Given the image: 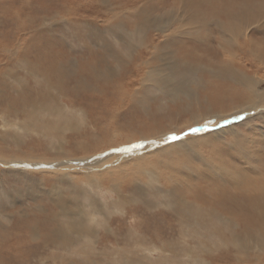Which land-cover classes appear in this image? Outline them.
<instances>
[{
    "label": "rangeland",
    "instance_id": "374dc122",
    "mask_svg": "<svg viewBox=\"0 0 264 264\" xmlns=\"http://www.w3.org/2000/svg\"><path fill=\"white\" fill-rule=\"evenodd\" d=\"M212 1L219 0H195L196 9H187V20L177 24L179 0H153L146 11L143 1L132 0H0V264H238L230 242L242 230L228 227L220 216L206 217L205 205L196 204L204 209L193 212L198 215L194 221L186 207L160 203L167 201L171 189V201L180 193L194 202V195L206 193L210 185L202 180L203 171L210 172L212 165L221 164L219 157L229 158L240 146L231 134H250L241 125L243 119L212 117L231 105L207 108L204 96L212 83L225 80L211 73L223 65L224 57L230 61L251 57L249 51L264 54V16L234 19L212 12L207 6ZM245 29L250 31L249 43L242 39ZM233 51L234 58L228 56ZM245 60L233 62L236 80L251 74ZM178 84L185 88L171 95L169 90ZM258 88L264 96V82ZM249 123L263 124L264 118ZM229 127L235 130L204 140ZM153 135L157 140L144 139ZM172 135L179 138L170 139ZM141 141L153 144L135 154H144V159L115 157L93 175V184L77 170L64 174L49 167L12 168L16 161L82 158ZM117 165L122 167L117 170ZM259 177L264 172L253 179ZM221 188L231 189L228 183ZM57 195L66 201L75 225L80 221L76 213L84 207L87 238L62 244L51 237L66 223L65 213L53 203ZM90 200L96 202V212L88 208ZM230 204L226 199L228 209ZM245 244L246 254L239 257L264 260V250L255 252Z\"/></svg>",
    "mask_w": 264,
    "mask_h": 264
},
{
    "label": "bare ground",
    "instance_id": "6f19581e",
    "mask_svg": "<svg viewBox=\"0 0 264 264\" xmlns=\"http://www.w3.org/2000/svg\"><path fill=\"white\" fill-rule=\"evenodd\" d=\"M93 1V0H92ZM132 1H143L144 2V9L143 10H148L150 8V4L153 0H132ZM200 1V0H199ZM161 2V1H160ZM141 3V2H140ZM147 3V4H146ZM178 5L175 7V12L177 13L176 22L179 23H184V20H187L186 16L184 17L186 10H192V8L196 9V6L198 5L195 0H179ZM7 4V3H6ZM117 5V4H116ZM137 6V5H135ZM139 6V5H138ZM208 8L212 12H219L220 14H223L225 16H232L234 19L240 18L243 15L244 20H251V21H256L257 16H264V0H224V2L219 1H212L211 3H207ZM139 8V7H137ZM159 8V7H158ZM6 9V8H5ZM234 11L232 13V11ZM136 10V9H135ZM165 10V9H164ZM163 10V11H164ZM209 10V11H210ZM2 11V10H1ZM208 11V12H209ZM15 12V11H14ZM121 12V11H120ZM124 12V11H123ZM242 14H241V13ZM11 13V12H10ZM142 13V10L139 12ZM157 13V12H156ZM232 13V14H231ZM212 14V13H211ZM210 14V15H211ZM106 16V15H105ZM213 17V16H212ZM30 18V17H29ZM61 18V16H60ZM163 18V17H162ZM166 18V17H165ZM192 17H190L191 20ZM242 18V17H241ZM19 19V18H18ZM147 19V18H146ZM149 19V18H148ZM147 19V20H148ZM167 19V18H166ZM170 19V18H169ZM228 19V18H227ZM210 20V19H209ZM264 20V19H263ZM16 21V20H14ZM26 21V20H25ZM40 21V20H39ZM162 21V20H161ZM160 21V22H161ZM227 21V20H226ZM22 22V21H21ZM44 22V21H43ZM102 22V21H101ZM148 22V21H147ZM165 22V21H164ZM170 22V21H168ZM212 22V21H211ZM210 22V23H211ZM260 22H262L260 20ZM200 23V22H199ZM204 23V22H203ZM231 23V22H230ZM254 23V22H253ZM256 23V22H255ZM263 23V22H262ZM23 24V22H22ZM103 24V23H102ZM156 24V23H155ZM192 24V23H191ZM212 24V23H211ZM221 24V23H220ZM243 24V23H242ZM259 24V23H257ZM43 25V24H42ZM41 25V26H42ZM188 25V24H187ZM202 25V24H201ZM200 25V26H201ZM245 25V24H244ZM19 26V25H18ZM179 26V25H178ZM238 28H240V23H237ZM14 27V26H13ZM24 27V26H23ZM26 27V26H25ZM159 27V26H158ZM173 27V26H172ZM206 27V26H205ZM211 27V26H210ZM230 27V26H229ZM228 27V29H229ZM29 28V27H28ZM169 28V27H168ZM181 28V27H180ZM179 28V29H180ZM214 28V27H213ZM227 28V26H226ZM248 28V27H247ZM246 28V29H247ZM25 29V28H24ZM161 29V28H159ZM165 29V28H164ZM184 29V28H183ZM210 29V28H209ZM245 29V30H246ZM264 29V28H263ZM176 30V29H175ZM17 31V30H16ZM173 31V30H172ZM201 31V30H198ZM203 31V30H202ZM229 31V30H227ZM226 31V32H227ZM233 31V30H232ZM18 32V31H17ZM208 32V31H207ZM249 32L247 30L245 32H242L243 38L247 43H249L252 39L249 36ZM160 33V32H159ZM201 33V32H199ZM203 33V32H202ZM209 33V32H208ZM132 34V33H131ZM221 34V33H220ZM234 34V32H233ZM211 35V34H210ZM185 36V35H184ZM235 36V35H234ZM188 37V36H187ZM190 37V36H189ZM204 37V36H203ZM179 38V37H178ZM191 38V37H190ZM201 38V37H198ZM163 39V38H162ZM192 39V38H191ZM221 40V39H220ZM11 41V40H10ZM23 42V41H22ZM1 43V42H0ZM20 43V42H19ZM16 44V43H15ZM177 44V43H176ZM23 45V43H22ZM248 45V44H247ZM3 46V45H2ZM6 46V45H5ZM14 46V45H13ZM202 46V45H201ZM203 47V46H202ZM226 47V46H225ZM230 47V46H229ZM249 47V45H248ZM1 48V47H0ZM237 48H241L238 46ZM6 49V48H5ZM223 49V48H222ZM9 50V49H6ZM233 50V49H232ZM252 52L251 57H248L247 55L244 56V59L237 58V59H232L228 60L226 57H224L226 60L225 62H221L223 65L221 67H218L215 71H212L211 73H217L219 77H222L223 83L221 82H215L212 83L210 90L208 89L206 96L204 98L209 102V105L207 108H223L225 106L231 105L228 109L229 110H221L218 111L217 114L212 115V117H218L220 115H228L229 118L233 119H243L244 122H241V125L246 126L250 130V134L247 136H242L241 138H238L236 133L231 134L232 139L234 141L239 142V147L236 148V151L234 153L228 154L229 158H222L219 157V161H221V164H215L212 165L213 167L210 169V172L203 173L201 174V177L203 178L202 180L208 181L207 183L209 187H207L209 190L204 193V194H196L192 195L194 199V202H190L184 199V197L176 196L173 201H171L172 195L175 196V192L171 189L169 190V194L167 197V201L164 202H159L160 203H165L167 205H171L172 207L176 209H183L187 208L190 218H192L194 221L196 218H198V215H194L193 212H202V209L206 208L205 210V216H211L214 215L215 217L220 216L222 219H224V222L227 224L228 227H232V229H240L242 232H237L234 237H232L230 242L234 248L237 249V253L235 258H239L237 260L238 264H264V260H261L259 258H253L251 260H248L247 258L239 257V253H244L246 254L247 245L245 244L246 242L250 243L248 244L253 248V251L259 252L264 250V177H259L253 179L256 176L261 175L264 172V123L263 124H250L249 121L259 119V118H264V96L263 92L259 90L258 86L261 82H264V54H260L256 51H249V53ZM38 54V53H37ZM108 55V53H107ZM227 55V53H226ZM231 56L234 58L236 56V53L229 52L228 56ZM115 57V56H114ZM113 58V57H112ZM223 58V57H222ZM11 59V58H10ZM115 59V58H113ZM246 59V60H245ZM16 60V58H15ZM224 60V59H223ZM236 60H239L241 62L242 60H245V64L249 65L251 67V74H247L246 76H241L238 80H236L233 76V71H232V66L233 62L235 63ZM102 61V60H101ZM140 63V62H139ZM242 63V62H241ZM201 65V64H200ZM240 65V64H239ZM241 66V65H240ZM212 67V66H211ZM170 69V68H169ZM235 69H237L235 67ZM262 69V74H260V70ZM33 71V70H32ZM60 71V70H59ZM36 72V71H35ZM40 72V71H39ZM235 72V71H234ZM131 77V76H130ZM129 78V77H128ZM170 80V79H169ZM195 81V80H194ZM224 81H226L224 83ZM211 82V81H210ZM213 82V81H212ZM229 82V83H228ZM123 83V82H122ZM152 83V81H151ZM179 83H182L180 81ZM231 83V85H229ZM130 84V83H129ZM211 84V83H210ZM176 85V84H175ZM183 84H178L177 86L172 87L170 89V94L175 96L178 94L179 91H182L184 88L182 87ZM229 86V87H228ZM126 87V86H125ZM263 89V88H262ZM97 90V89H96ZM184 93V92H183ZM110 94V93H109ZM117 94V93H116ZM191 94V93H190ZM109 96V95H108ZM204 101V100H203ZM60 104V103H59ZM119 104V103H118ZM60 106V105H59ZM72 107V106H71ZM116 107V106H115ZM68 108V107H67ZM82 108V107H81ZM62 109V108H61ZM74 109V108H73ZM80 109V108H79ZM257 109H260L259 111H256ZM146 110V109H145ZM68 112V111H67ZM83 112V110H82ZM66 113V112H65ZM81 113V112H80ZM68 115V114H67ZM82 115V114H80ZM70 116V115H69ZM68 116V117H69ZM67 117V116H66ZM67 117V119H68ZM81 117V116H80ZM211 117V116H210ZM29 118V117H28ZM208 118V117H207ZM66 119V120H67ZM214 119V118H213ZM219 119V117L217 118ZM216 119V120H217ZM72 120V117L71 119ZM176 120V119H175ZM69 121V120H68ZM209 121V120H208ZM29 122V121H27ZM184 122V121H183ZM190 121H188L189 123ZM248 122V123H247ZM199 122H195L193 124H197ZM260 123V122H259ZM8 124V123H7ZM29 124V123H28ZM68 124V123H67ZM48 125V124H47ZM210 126V124H208ZM6 126V125H5ZM29 126V125H28ZM35 126V125H34ZM189 126V124H188ZM36 127V126H35ZM42 127V126H41ZM49 127V126H48ZM47 127V128H48ZM25 128V127H24ZM190 128V127H188ZM4 129V128H3ZM7 129V128H6ZM34 129V128H32ZM213 129V128H212ZM235 130V127H229L226 129H220L217 131L214 135L209 134L206 135L204 140H212V138H221L220 136L227 134V133H232L233 131L229 130ZM36 130V129H35ZM259 130H262L259 132ZM5 132V131H4ZM11 132V131H10ZM42 132V131H41ZM44 134V132H42ZM49 133V132H48ZM36 135V134H35ZM39 135V134H38ZM36 135V136H38ZM50 135V134H49ZM52 135V134H51ZM57 135V134H56ZM61 135V134H60ZM203 135V134H202ZM11 136V135H10ZM15 136V135H14ZM19 136V135H18ZM46 136V135H45ZM53 136V135H52ZM216 136V137H215ZM48 137V136H47ZM154 137L153 139H156V136H148L144 137V139ZM190 137V136H189ZM11 138V137H10ZM189 139V138H188ZM240 139V140H239ZM157 140V139H156ZM197 140V139H196ZM161 141V140H160ZM184 141V140H183ZM185 142V141H184ZM187 142V141H186ZM232 143V140L230 141ZM61 143V142H60ZM59 143V144H60ZM137 143H143L137 142ZM137 143H133L132 145L129 146H120L117 148H113L110 151H105L103 153L97 154V155H86L84 157H70L68 159H64L61 161L54 160V161H35L36 163H30L27 164L25 163L24 160L22 161H16L12 164L13 169L19 168V170H23L26 166H39V167H49V170H52V172H57V171H63V173L67 174L68 172H65V170H77L81 171L84 173L86 177H88L93 184V180L97 183V180H95L93 175L99 173L102 170V167L104 164L113 162V159L115 157H120L125 158L126 160L129 158H132L135 162L139 161L140 159H144V154H142L144 151L147 152L146 149L151 148L153 144L145 143V145H137ZM199 143H201L199 141ZM155 144H160L155 143ZM180 143H177V145H171V148H176L175 146H178ZM205 144V143H204ZM251 144V145H250ZM58 145V143L56 144ZM56 145L54 147H56ZM227 145V144H224ZM230 145V144H229ZM79 146V145H78ZM139 146V147H138ZM58 147V146H57ZM134 147L136 149H134ZM60 148V147H59ZM62 148V147H61ZM162 150V149H161ZM226 150V149H224ZM142 152L140 155L135 154L137 152ZM223 151V148H222ZM63 152V151H62ZM165 153V152H164ZM223 153V152H222ZM19 155V154H18ZM200 155V154H199ZM10 157V156H9ZM18 157V156H16ZM201 157V156H199ZM3 158V156H2ZM6 158V157H5ZM12 158V157H11ZM22 158V157H21ZM109 158V159H108ZM13 159V158H12ZM26 159V158H25ZM49 159V158H48ZM118 159V158H117ZM12 161V160H11ZM33 161V160H32ZM125 161V160H124ZM38 162V163H37ZM111 162V163H112ZM117 162V161H116ZM131 162V161H130ZM7 162L5 161V164ZM9 163V162H8ZM11 163V162H10ZM127 164V163H126ZM210 164V163H209ZM3 165V164H1ZM11 165V164H10ZM172 165V164H171ZM191 165V164H190ZM5 166V165H4ZM176 166V165H175ZM2 167V166H1ZM0 167V168H1ZM122 167L120 165H117L115 168L119 170V168ZM185 168V166H183ZM4 168V167H3ZM7 168V167H6ZM210 168V167H209ZM29 169V168H28ZM41 169V168H40ZM126 169V168H125ZM188 169V167H187ZM7 170V169H5ZM33 170V169H32ZM41 170H46L45 168H42ZM127 170V169H126ZM201 170V169H200ZM209 170V169H208ZM27 171V170H26ZM183 171V170H181ZM202 171V170H201ZM11 172V171H10ZM24 172V171H23ZM39 172V171H38ZM43 172V171H42ZM50 172V171H48ZM51 172V174H52ZM188 172V171H187ZM30 173V172H29ZM183 173V172H182ZM182 173L180 175H182ZM126 174V173H125ZM188 174V173H186ZM185 174V176H186ZM198 174V173H197ZM21 175V174H20ZM39 175V174H38ZM37 175V176H38ZM45 175V174H44ZM124 175V173H122ZM18 176V174H17ZM28 176V175H27ZM70 176V175H69ZM68 176V177H69ZM188 176V175H187ZM186 176V177H187ZM43 177V176H42ZM67 177V176H66ZM120 177V176H119ZM122 177V176H121ZM129 177V176H128ZM196 177V175H195ZM199 177V178H201ZM33 178V177H32ZM169 178V177H168ZM30 179V178H29ZM38 179V178H37ZM62 179V178H61ZM103 179H105L103 177ZM113 179V178H112ZM184 179V175H183ZM196 179V178H195ZM117 180V179H116ZM115 180V181H116ZM152 180V179H151ZM187 181V179H185ZM194 180V179H193ZM111 181V180H110ZM263 181V182H262ZM73 183V182H72ZM184 183V181H183ZM189 183V182H188ZM187 183V184H188ZM225 183L230 184L231 189H224L222 190L221 186L225 185ZM40 184V183H39ZM185 183V185H187ZM94 186H97L94 184ZM233 186V187H232ZM4 187V186H3ZM43 188V187H42ZM190 189V187H188ZM4 189V188H3ZM33 189V188H32ZM135 189V188H134ZM186 189V188H185ZM37 191V190H36ZM54 191V190H53ZM105 191V190H104ZM111 191V190H110ZM188 191V190H187ZM9 192V191H7ZM31 192V190H30ZM59 192V191H58ZM116 192V191H115ZM194 192V191H193ZM16 193V192H15ZM39 193V192H37ZM51 193V192H50ZM56 193V192H55ZM54 193V194H55ZM60 193V192H59ZM120 193V192H118ZM124 193V192H123ZM31 194V193H30ZM46 194V193H45ZM53 194V193H52ZM126 194V193H125ZM40 195V194H39ZM127 195V194H126ZM125 195V196H126ZM164 195V194H163ZM47 196V195H46ZM49 196V194H48ZM104 196V195H103ZM165 196V195H164ZM236 199H233L235 198ZM10 197V196H8ZM51 197V196H50ZM54 197V196H53ZM52 197V198H53ZM49 198V197H48ZM174 198V197H173ZM191 198V197H190ZM64 199V198H63ZM107 199V198H105ZM226 199H228L230 202H232V205L229 206L228 209L225 205ZM12 200V199H11ZM118 200V199H116ZM115 200V201H116ZM234 200V201H233ZM53 201V200H51ZM103 201V200H102ZM108 201V200H107ZM66 201L62 200L61 196H58L54 199L53 203L58 204L62 212L65 214V227L60 228L57 231H54L52 233V236H55L57 239L56 241H61L62 244H71L73 243L76 238L79 239L81 238H87V233L86 230L83 229V224L82 220L86 219L85 215L83 214V208L78 211L77 214V219L80 220L77 222V225L73 224V219L68 217V214L70 211H67V206H66ZM117 202V201H116ZM119 202V201H118ZM128 202V201H127ZM225 202V203H224ZM14 203V202H13ZM102 203V202H101ZM235 203V204H234ZM86 204V203H85ZM118 204V203H117ZM205 205L204 208L200 207L199 205ZM38 205V204H37ZM76 205V204H75ZM75 205L74 209H75ZM96 202L94 200H90L88 204V208L91 211L96 212L94 209L97 208ZM123 205V204H122ZM36 206V205H35ZM56 206V205H55ZM82 206V205H81ZM116 206V203H115ZM121 206V205H120ZM108 207V206H107ZM124 207V206H123ZM36 208V207H35ZM78 208V207H77ZM29 209V208H28ZM38 209V207H37ZM107 209V208H106ZM114 209V208H113ZM120 209V208H119ZM118 209V210H119ZM123 209V208H122ZM225 209V211H223ZM56 210V209H55ZM60 210V211H61ZM77 210V209H76ZM74 210V211H76ZM108 210V209H107ZM110 210V209H109ZM121 210V209H120ZM86 212V210H84ZM93 212V213H94ZM109 212V211H108ZM67 213V214H66ZM110 213V212H109ZM122 213V212H121ZM60 214V213H59ZM98 215V213H96ZM193 214L194 216H192ZM56 215V214H54ZM74 214H72L73 216ZM103 215V214H102ZM49 216V215H48ZM87 216V215H86ZM95 216V215H94ZM93 216V217H94ZM123 216V215H122ZM200 216V215H199ZM76 218V216H74ZM102 217V216H101ZM196 217V218H195ZM205 217V218H206ZM11 218V217H10ZM21 218V217H20ZM32 218V217H31ZM49 218V217H48ZM74 218V219H75ZM95 218V217H94ZM93 218V219H94ZM108 218V217H107ZM112 218V217H111ZM121 218V217H120ZM124 218V217H123ZM202 218V217H200ZM52 219V218H51ZM101 219V218H100ZM204 219V217H203ZM202 219V220H203ZM132 220V219H131ZM207 220V219H204ZM213 220V219H212ZM219 220V218H218ZM30 221V220H29ZM35 221V220H34ZM33 221V222H34ZM98 221V220H97ZM210 221V220H209ZM221 221V219H220ZM9 222V221H8ZM12 222V221H11ZM41 222V221H40ZM56 222V221H55ZM84 222V221H83ZM134 222V221H133ZM179 222L180 225L183 226V216H179ZM207 222V221H206ZM211 222V221H210ZM213 222V221H212ZM211 222V223H212ZM27 223V222H26ZM37 223V222H36ZM86 223V222H85ZM195 223H199V220L197 219ZM208 223V222H207ZM59 224V223H58ZM134 224V223H133ZM137 224V223H136ZM135 224V226H136ZM214 223H212L213 225ZM8 225V224H7ZM17 225V224H16ZM20 225V223H18ZM26 225V224H25ZM39 225V224H38ZM86 225V224H85ZM219 225V224H218ZM239 225V226H238ZM33 226V225H32ZM49 226V224H48ZM87 226V225H86ZM193 226V225H192ZM209 226V225H208ZM207 226V227H208ZM215 226V225H214ZM9 226H7L8 228ZM140 227V226H139ZM222 227V226H221ZM239 227V228H238ZM15 228V227H14ZM42 228V227H41ZM137 228V226H136ZM219 228V227H218ZM9 229V228H8ZM12 229V228H11ZM10 229V230H11ZM22 229V228H21ZM212 229V227H211ZM6 230V229H5ZM4 230V231H5ZM91 230V229H90ZM187 230V229H186ZM217 230V228H216ZM248 231L250 233H245L244 231ZM204 231V230H203ZM221 231V230H219ZM26 232V231H25ZM184 232V231H183ZM192 232V231H190ZM202 232V231H201ZM215 232V228H214ZM218 232V231H217ZM222 232V231H221ZM234 232V231H233ZM232 232V233H233ZM244 232V233H243ZM39 233V232H38ZM187 233V232H186ZM28 234V233H27ZM54 234V235H53ZM74 234L76 236L74 237ZM18 235V234H17ZM32 238H37L36 234ZM133 235V234H131ZM186 237L193 238L195 234H185ZM205 235V234H204ZM233 235V234H232ZM29 236V235H28ZM126 236V235H125ZM218 236V235H217ZM221 236V235H220ZM40 237V235H39ZM136 238V236H134ZM179 237V236H178ZM197 237V236H196ZM195 237V239H197ZM203 237V236H202ZM212 237V236H211ZM227 237V236H226ZM42 238L44 239L45 236L42 235ZM54 238V237H53ZM128 238V237H127ZM221 238V237H219ZM45 238L44 240H46ZM113 239V238H112ZM133 239V238H132ZM200 239V238H199ZM204 239V238H203ZM211 239V238H210ZM114 240V239H113ZM136 240V239H134ZM140 240V239H138ZM218 240V239H217ZM48 241V240H46ZM44 241V243H46ZM55 241V243H56ZM88 241V240H87ZM132 241V240H131ZM205 241V240H204ZM226 241V240H225ZM93 242V241H92ZM139 242V241H138ZM191 242V241H190ZM229 242V241H228ZM26 243V242H24ZM42 243V241H41ZM141 243V242H140ZM200 243V242H199ZM198 243V244H199ZM223 243V242H221ZM225 243V242H224ZM51 244V242H50ZM163 244V243H162ZM165 244V243H164ZM203 244V243H202ZM41 245V244H40ZM61 245V244H60ZM205 245V244H204ZM26 246V245H25ZM43 246V245H41ZM57 246V244H56ZM116 246V245H114ZM192 246V245H191ZM200 246V245H199ZM76 247V246H75ZM147 247V245H146ZM143 248V247H142ZM153 249V248H152ZM23 250V249H22ZM154 250V249H153ZM164 250V249H163ZM133 251V250H132ZM144 251V250H143ZM159 251V250H158ZM172 251V250H171ZM118 252V251H117ZM180 252V251H179ZM145 253V252H144ZM158 253V252H157ZM162 253V252H161ZM182 253V252H181ZM170 254V253H169ZM168 254V255H169ZM183 254V253H182ZM185 254V253H184ZM163 255V254H162ZM173 255V254H172ZM33 256V255H32ZM189 256V255H188ZM160 257V256H159ZM168 257V256H167ZM174 258V257H173ZM178 258V257H177ZM176 260V259H175ZM160 261V260H159ZM22 262V261H21ZM236 263V262H235ZM17 264V263H16ZM88 264V263H87ZM141 264V263H140ZM143 264V263H142Z\"/></svg>",
    "mask_w": 264,
    "mask_h": 264
},
{
    "label": "snow or ice",
    "instance_id": "6c2138e0",
    "mask_svg": "<svg viewBox=\"0 0 264 264\" xmlns=\"http://www.w3.org/2000/svg\"><path fill=\"white\" fill-rule=\"evenodd\" d=\"M193 131H195V129H193ZM170 139H178L179 137H176L175 135H172L169 137Z\"/></svg>",
    "mask_w": 264,
    "mask_h": 264
},
{
    "label": "water",
    "instance_id": "95a60500",
    "mask_svg": "<svg viewBox=\"0 0 264 264\" xmlns=\"http://www.w3.org/2000/svg\"><path fill=\"white\" fill-rule=\"evenodd\" d=\"M138 145H139V146H141V145L143 146V145H145V143H140V144H138ZM139 146H138V147H139ZM134 149H136V148L134 147Z\"/></svg>",
    "mask_w": 264,
    "mask_h": 264
}]
</instances>
